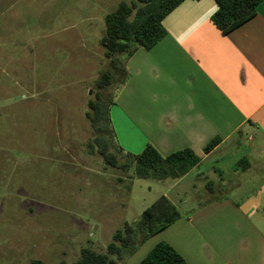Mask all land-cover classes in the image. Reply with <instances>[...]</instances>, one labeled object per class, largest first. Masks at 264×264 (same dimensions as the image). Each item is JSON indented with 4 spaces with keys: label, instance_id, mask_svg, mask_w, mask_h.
Masks as SVG:
<instances>
[{
    "label": "rangeland",
    "instance_id": "obj_1",
    "mask_svg": "<svg viewBox=\"0 0 264 264\" xmlns=\"http://www.w3.org/2000/svg\"><path fill=\"white\" fill-rule=\"evenodd\" d=\"M131 1L18 0L8 11L3 3L0 264H73L84 247L105 253L118 230L163 196L181 211L206 200L195 174L177 185L137 178L97 153L86 114L96 80L110 67L100 44L105 16ZM239 180L238 201L252 193L254 179ZM157 243L149 237L121 264H138Z\"/></svg>",
    "mask_w": 264,
    "mask_h": 264
},
{
    "label": "crops",
    "instance_id": "obj_2",
    "mask_svg": "<svg viewBox=\"0 0 264 264\" xmlns=\"http://www.w3.org/2000/svg\"><path fill=\"white\" fill-rule=\"evenodd\" d=\"M17 2L0 0V15L3 3L8 11ZM216 10L214 0H184L167 15L166 35L126 61L129 77L109 116L124 152L150 144L163 156L190 148L201 158L174 185L195 174L206 200L179 209L178 220L151 236L156 242L187 264H264V0L227 34L212 21ZM242 175L254 181L238 201Z\"/></svg>",
    "mask_w": 264,
    "mask_h": 264
},
{
    "label": "trees",
    "instance_id": "obj_3",
    "mask_svg": "<svg viewBox=\"0 0 264 264\" xmlns=\"http://www.w3.org/2000/svg\"><path fill=\"white\" fill-rule=\"evenodd\" d=\"M184 0H133L121 2L117 9L105 16L106 31L100 44L104 56L110 60L109 69L101 72L96 80L95 97L88 102L86 117L96 133L97 153L106 164L123 171L133 169L137 178L157 180L180 179L197 166L201 158L190 148L163 156L148 144L139 154H131L115 142L109 110L115 103V94L107 93L113 85L122 86L129 77L126 61L140 49L153 48L165 35L163 20ZM217 10L212 21L227 34L257 14L263 0H214ZM123 59V60H122ZM118 80V81H116ZM116 143H111V139ZM221 138L213 139L205 147L208 153ZM117 145V146H116ZM91 148H94L90 144ZM181 217V212L165 196L144 210L133 224L126 223L118 230L105 253L90 247L81 249L80 257L73 264H121L126 255L149 237L168 227ZM32 264H42L35 261ZM138 264H187L171 245L159 242Z\"/></svg>",
    "mask_w": 264,
    "mask_h": 264
}]
</instances>
